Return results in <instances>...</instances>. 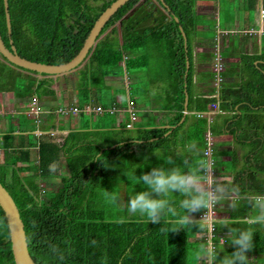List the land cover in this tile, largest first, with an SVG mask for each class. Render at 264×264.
Here are the masks:
<instances>
[{"label":"trees","instance_id":"16d2710c","mask_svg":"<svg viewBox=\"0 0 264 264\" xmlns=\"http://www.w3.org/2000/svg\"><path fill=\"white\" fill-rule=\"evenodd\" d=\"M7 1L10 37L17 52L31 60L56 64L78 52L96 18L113 0ZM163 1H125L103 25L96 43L75 69V78L67 81L71 85L69 92L77 91L78 100L71 92L68 96L69 92L64 89L60 106L78 107L79 118L85 120L82 128L68 131L62 140L43 133L35 163L29 150L23 147H13L9 151L10 160L0 163V181L19 208L28 249L37 264H191L188 251L192 242L184 229L170 232L173 225L168 224L165 227L169 231L161 232L163 221L154 224L127 219L122 223V219H116L118 216L110 212V206L104 203L105 186L124 170L123 150L112 146L110 133L115 131L111 128L92 132L83 128L90 124L95 113L110 115L107 109L84 112L87 105L106 108L102 92L98 94L100 98L97 93L100 88L108 87V77L133 72L136 68L147 70L154 60L166 63L178 86L175 98L182 100L186 59L191 57V38L200 17L196 5L205 0ZM229 1L234 4L237 0H222V3ZM247 1L253 4L256 0ZM0 33L10 47L3 0H0ZM255 58L260 61L257 65L251 64L250 75L243 76L239 84L222 83L218 102L213 96L195 97L199 109L213 102L226 110L237 105L229 125L238 131V139H250L243 166L226 182L229 187L239 189V197H234L230 206V218L235 220L255 214L243 199L246 194L264 193V50ZM36 74L37 71L15 65L0 54V95L10 91L23 101L31 100L34 95L41 98L61 92L48 87L45 77ZM28 109L16 119L20 130L35 127L36 115ZM179 118L180 114L175 116V121ZM9 121L12 125L14 119ZM158 134L160 130H143L140 138L145 142L141 145L160 143L159 137L148 141L150 136ZM62 157L67 171L54 174L53 163ZM54 177L59 183L55 188H44L39 182L40 178ZM233 200H238L235 207ZM229 227L243 229L249 225L237 223ZM251 227L255 232L254 248L247 255L251 264H264V225ZM212 241L219 258L235 251L232 237L227 234L223 241L213 234ZM202 245L208 246L205 235L201 238ZM199 261L206 264L202 259ZM0 264H15L1 206Z\"/></svg>","mask_w":264,"mask_h":264},{"label":"crops","instance_id":"0c3cea01","mask_svg":"<svg viewBox=\"0 0 264 264\" xmlns=\"http://www.w3.org/2000/svg\"><path fill=\"white\" fill-rule=\"evenodd\" d=\"M212 2L205 0L196 5L200 17L197 20L195 34L191 38V57L186 59L183 98L180 102L174 95L179 90L169 74V68L166 63L155 60L147 70L136 68L133 72L108 77L106 79L108 87L98 90L97 95L102 92L107 102L105 109L110 115L95 113L90 124L83 128L89 132L111 128L115 131L110 133V138L113 139L112 146H118L120 151L123 150L124 170L121 174L114 175L115 179H111L104 191V203L110 206L111 213L118 216L116 219L146 220L139 215L128 214L127 200L136 192L145 190L138 178L154 167L172 166L166 163L170 157L175 161L174 166L180 167L182 171L185 170L183 160L194 161L210 157L214 175L224 182L232 180L234 173L244 164L250 139L244 137L238 139V131H233L229 125L231 115L237 111V105L232 110H226L220 108L217 102L222 83L239 84L243 76L250 75L252 65H257L260 61L255 56L264 50V17H261L259 12L260 6L264 5L262 0H256L253 4L247 0H237L236 3L227 6H222V0ZM217 65L219 68H216ZM36 75L44 76L46 85L48 80V87L61 91L66 89L68 92L70 90L71 85L67 84L70 78L66 76L40 73ZM120 87L124 89L123 92ZM70 92L68 96L71 94L78 100L77 91ZM197 95L215 97L217 100L215 107L209 103L204 109H199L195 98ZM62 96L63 92L62 95L58 92L55 95L41 97L42 100L45 98V101L41 103L44 104L42 108L38 109L39 116L35 127L32 130H20L14 118L17 113L27 110L30 100L19 101L16 94L10 91L1 92L0 163L10 160L9 151L13 147L27 148L31 161L35 163L38 156L37 144L41 138V135L36 134L37 131L43 130L42 132H47L49 137L62 140L68 131L80 129L81 125H85V120L79 118L78 112L63 115L57 113V107L63 103ZM94 99L96 100L95 97ZM84 112L89 113L86 110ZM178 114L180 118L175 121ZM9 116L14 119L12 125ZM127 123L130 125H126ZM149 129L160 130V134L150 136L148 141L159 137L161 142L153 146L141 145L145 140L140 138V135L143 130ZM28 132L31 133L30 136L22 135ZM88 136L91 137L90 134ZM206 149L210 152L209 156L205 153ZM117 162L120 163L121 160L118 159ZM117 164L111 165V168ZM52 168L54 174L65 173L67 170L63 157L54 162ZM40 180L48 181L49 188H55L59 184L56 177ZM108 191L118 196L117 203L110 202ZM170 198L177 205L182 199L179 193L171 194ZM233 198L226 196L215 206L213 234L219 238L227 234V229L220 221L223 218H230ZM178 211L183 214L182 209ZM204 211L194 213V218L201 219ZM182 229L186 231L190 243L198 242L200 245L201 238L208 233L207 225L202 230L198 227Z\"/></svg>","mask_w":264,"mask_h":264},{"label":"clouds","instance_id":"9594fccd","mask_svg":"<svg viewBox=\"0 0 264 264\" xmlns=\"http://www.w3.org/2000/svg\"><path fill=\"white\" fill-rule=\"evenodd\" d=\"M39 99L37 97V101ZM28 112H31L30 109ZM34 114L39 116V113ZM166 163L172 166L154 167L150 172L140 176L138 179L145 190L136 192L127 200V212L130 216L139 215L141 218H146L147 223L160 224L163 221L164 226L159 229L161 232L169 231L165 227L168 224L173 225L170 232L189 227H198L202 230L210 223L209 213L217 203L226 196L239 197L238 187H229L226 182L216 178L213 162L210 159L201 158L194 161L185 159L183 171L180 167L174 166L175 161L171 157ZM173 193H179L182 197L178 205L170 198ZM108 195L110 202H118L117 195L109 191ZM243 199L254 211V215L250 214L242 220L223 218L220 221L227 229V235L232 237L231 244L235 251L219 258L214 246L202 245L197 252L198 259L206 261V264H251L247 255L254 248L255 232L251 226L264 225V193H249ZM237 202L238 200H233V207ZM178 209H182L183 214ZM201 210H207L205 215L199 220L195 219L193 214ZM121 222L125 221L121 220ZM237 223H244L249 227L243 229L229 227Z\"/></svg>","mask_w":264,"mask_h":264},{"label":"water","instance_id":"95a60500","mask_svg":"<svg viewBox=\"0 0 264 264\" xmlns=\"http://www.w3.org/2000/svg\"><path fill=\"white\" fill-rule=\"evenodd\" d=\"M125 1L127 0H113L96 18L78 52L71 59L55 64V63H46L42 61L31 60L29 58L21 56L17 52L15 45L12 43V38L10 37L11 25H10V15L8 11V1L3 0L7 33L10 37L9 41L11 45L10 47H8L5 44L2 35L0 33V54H2L11 63L26 69L37 71L38 73L61 74L74 70L75 68H77L78 65H80L84 61L86 56L89 54L91 48L96 43L99 33L105 22ZM175 19H177L176 16ZM180 29L184 35V31L181 26ZM0 206L6 217V221L9 229V237L11 241V250L13 253L15 264H37L33 259V257L31 256L28 249L24 223L20 216L19 208L14 198L12 197L11 193L2 184L1 181H0Z\"/></svg>","mask_w":264,"mask_h":264},{"label":"built area","instance_id":"2783aa9c","mask_svg":"<svg viewBox=\"0 0 264 264\" xmlns=\"http://www.w3.org/2000/svg\"><path fill=\"white\" fill-rule=\"evenodd\" d=\"M259 12H260V16L261 17H264V7L261 5L260 8H259ZM216 68H219V66L217 65ZM38 101H37V97L34 96L32 99H31V102H30V111L31 112H34L36 114H38V109H39V106H38ZM212 105L215 107V103H212ZM84 109L86 111H94V112H100L102 110H104L105 108H103L101 105H97V106H85ZM79 111V108L76 107V106H69V107H66V106H60L57 108V112L60 113V114H67V113H77ZM38 121V118L36 116V122ZM126 125H130V123H127ZM43 130H40V131H37L36 134L37 135H40ZM52 133V132H51ZM53 134V133H52ZM205 153L209 156L210 155V152L208 149L205 150ZM209 159L211 160V158L209 157ZM212 161V160H211ZM216 206V205H215ZM215 206L211 209L210 213H209V220H210V223L207 225V228H208V233L206 235L207 237V240H208V245H211V246H214V243L212 241V235H213V231L215 229V223H214V220L216 219V212H215ZM207 210H205L204 212H202L201 216H204L205 213H206ZM219 241H223V237H220L219 238Z\"/></svg>","mask_w":264,"mask_h":264},{"label":"rangeland","instance_id":"374dc122","mask_svg":"<svg viewBox=\"0 0 264 264\" xmlns=\"http://www.w3.org/2000/svg\"><path fill=\"white\" fill-rule=\"evenodd\" d=\"M232 1H229V2H223V4H222V6L224 5V6H227V5H230V3H231ZM234 2V1H233ZM71 73H66L65 75H62V73L60 74L61 75V77H67V78H70V79H73L74 78V73L73 72H75V70H73V71H70ZM47 82V86H48V80L46 81ZM61 81H59V83H60ZM55 85H58V83L56 84L55 83ZM109 86H111V85H109ZM106 88V87H105ZM120 89H121V91L123 92L124 91V89L122 88V87H120ZM115 91V90H114ZM62 92L63 91H61V92H59L60 94H62ZM43 98V97H42ZM45 99V98H44ZM42 100L41 98L38 100L39 102L37 103L40 107L39 108H42V105H44V104H41L43 101H45V100ZM21 115V116H20ZM22 113L21 114H18L17 113V115H15V120L18 118L19 119V117H22ZM9 118L11 119V120H13V118H11V116H9ZM13 127V126H12ZM30 132H28V133H26V135L27 136H30ZM60 169H57V171H59ZM39 182H44V184H42V187H44V188H46V187H48V181H41V180H39ZM42 192H43V190H42ZM200 248H201V246H200V244L197 242L196 244H194V243H192V244H190V247H189V251H188V261L191 263V264H199V263H203L202 261H199V259H198V257H197V252L200 250ZM199 261V262H198Z\"/></svg>","mask_w":264,"mask_h":264}]
</instances>
